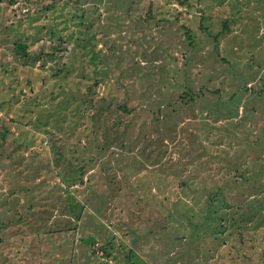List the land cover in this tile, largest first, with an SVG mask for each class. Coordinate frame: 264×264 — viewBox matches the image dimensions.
Wrapping results in <instances>:
<instances>
[{"label":"rangeland","instance_id":"374dc122","mask_svg":"<svg viewBox=\"0 0 264 264\" xmlns=\"http://www.w3.org/2000/svg\"><path fill=\"white\" fill-rule=\"evenodd\" d=\"M0 264H264V0H0Z\"/></svg>","mask_w":264,"mask_h":264},{"label":"trees","instance_id":"16d2710c","mask_svg":"<svg viewBox=\"0 0 264 264\" xmlns=\"http://www.w3.org/2000/svg\"><path fill=\"white\" fill-rule=\"evenodd\" d=\"M24 46H25L24 43H21V42L17 43V45H16V53H17V55H22L23 54L22 53V49H23ZM6 132H7V130H5V133ZM5 133L3 134V137L5 136ZM84 240L85 239H82V242ZM134 262L137 263V260H135Z\"/></svg>","mask_w":264,"mask_h":264},{"label":"water","instance_id":"95a60500","mask_svg":"<svg viewBox=\"0 0 264 264\" xmlns=\"http://www.w3.org/2000/svg\"><path fill=\"white\" fill-rule=\"evenodd\" d=\"M96 238L95 237H93V236H89L88 238H86L84 241H83V243L84 244H88V245H92V244H94L95 242H96Z\"/></svg>","mask_w":264,"mask_h":264}]
</instances>
